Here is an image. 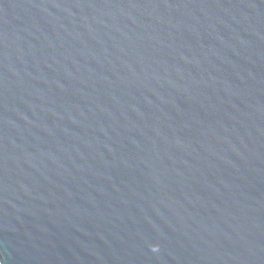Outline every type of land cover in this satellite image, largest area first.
I'll use <instances>...</instances> for the list:
<instances>
[{
	"label": "water",
	"instance_id": "obj_1",
	"mask_svg": "<svg viewBox=\"0 0 264 264\" xmlns=\"http://www.w3.org/2000/svg\"><path fill=\"white\" fill-rule=\"evenodd\" d=\"M0 264H264V0H0Z\"/></svg>",
	"mask_w": 264,
	"mask_h": 264
}]
</instances>
